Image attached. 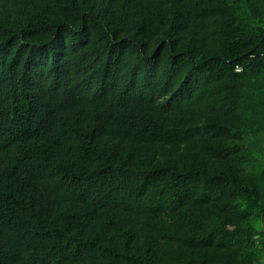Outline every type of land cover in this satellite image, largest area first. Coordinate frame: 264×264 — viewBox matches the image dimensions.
Returning a JSON list of instances; mask_svg holds the SVG:
<instances>
[{
    "label": "trees",
    "instance_id": "trees-1",
    "mask_svg": "<svg viewBox=\"0 0 264 264\" xmlns=\"http://www.w3.org/2000/svg\"><path fill=\"white\" fill-rule=\"evenodd\" d=\"M0 264H264V0H0Z\"/></svg>",
    "mask_w": 264,
    "mask_h": 264
}]
</instances>
